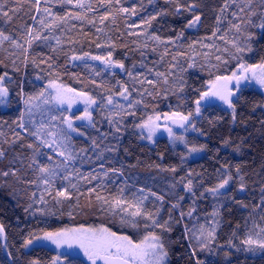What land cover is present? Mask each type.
<instances>
[{"label":"trees","instance_id":"1","mask_svg":"<svg viewBox=\"0 0 264 264\" xmlns=\"http://www.w3.org/2000/svg\"><path fill=\"white\" fill-rule=\"evenodd\" d=\"M76 4L77 0H40L41 10H51L48 15L36 11L35 0H0V32L12 38L0 42V76L7 73L9 90L8 107L0 110V264H51V249L24 246L25 240L69 227H104L133 242L156 234L167 252V264H264V249L242 243L249 236L264 240V89L239 90L232 102L235 111L216 105L202 108L192 121L202 138L194 141L204 152L199 159L182 162L181 151L172 150L165 138L149 147L134 130L151 114L191 113L209 81L236 65L226 50L230 42L237 47L251 37L244 45L252 51L245 63L264 62V29H257L264 1L83 0V8ZM102 16L107 19L101 21ZM196 16L200 19L195 26H187ZM41 18L51 27L41 25ZM28 27L33 35L48 39L33 40L29 46ZM109 52L113 61L124 65L122 71L104 70L95 61H71L74 55L107 57ZM52 81L96 100L92 126H78L80 134L67 139L68 160L52 155L34 138H47L58 129L67 136L66 113L50 102L41 103L51 99L44 85ZM122 85L128 90L129 109L104 106ZM41 166L55 175L40 172ZM225 179L223 191H209ZM189 181L191 193L185 189ZM60 190L68 198L58 197ZM192 197L194 205L187 207L184 201ZM115 199L126 203L114 208ZM138 200H143L141 211L159 225L167 222L165 228L143 215L131 217ZM129 203L133 208L127 213L120 210ZM202 221L214 222V239L205 234H198L201 240L191 238L190 229ZM68 262L84 264L76 256Z\"/></svg>","mask_w":264,"mask_h":264},{"label":"snow or ice","instance_id":"2","mask_svg":"<svg viewBox=\"0 0 264 264\" xmlns=\"http://www.w3.org/2000/svg\"><path fill=\"white\" fill-rule=\"evenodd\" d=\"M62 2L72 3V0H62ZM111 0H109V3ZM119 2V0H117ZM36 3V11L40 12L43 11L44 13L48 15H52L51 10L48 8H44L41 10L39 7L40 0H35ZM101 3H103V0H101ZM76 7L83 8V0H77ZM120 11L127 12L129 11L126 8H121ZM134 14V13H133ZM3 15L5 17H9L8 12H3ZM33 20H35V17H32ZM75 19H81L79 15H76L74 17ZM58 20H63L64 17H56ZM104 19H107V16H102L101 21ZM200 19L199 16H196L193 21H189V24L187 26L191 27L194 25L195 21H198ZM41 25L44 27H51L48 25L43 18L39 21ZM237 28V31H239V26H235ZM261 28H264V24L260 25ZM34 29L32 27H28L27 29V43L29 46L32 45L33 40H40L45 39L47 40L48 37H41L38 33L36 35H33ZM215 35V32L213 33ZM155 39H159L158 37H154ZM11 37L5 35L3 32H0V42L10 40ZM12 43L17 48H22V45L19 44L16 40H12ZM235 46V45H234ZM97 47H100V45H97ZM237 52H243L246 49L241 48L239 46L236 47ZM247 50H251L248 48ZM25 52H27V49H24ZM85 57H89L88 53H84L83 56H76L74 55L72 57L73 60H81ZM93 60H100L106 67H119L122 70L124 69V65L118 61L112 60V54L111 52L108 53L107 57L104 56H91L89 57ZM27 59V57H25ZM219 60L220 58L217 57ZM191 66V65H190ZM260 69V74L257 75L255 72V69ZM239 73L237 71H233L231 76H217L214 81H209L210 90L203 92L200 95V98L195 101L197 107L196 112L199 114L200 112V103L202 100L209 96L217 97L221 101H223L225 104L229 106V108H233V111H235L233 107V103L230 99V97L233 95L232 90L229 88V84L232 81H235L237 86H239L242 79L247 80L249 77L246 75H243L244 73H252V78L256 80V82L261 86V88H264V63L259 65H248L245 63L239 64ZM129 75H131V72L129 71ZM157 75H163L162 73H157ZM7 76V73L0 76V104L4 103V98L8 96V88L4 86V80ZM148 83H154L153 81H148ZM48 87L54 89L55 94L52 96V99L56 100L60 104H64L67 102L69 104V107H71V104L74 102L73 99L69 98L66 93H71L74 90L71 88H65L61 85H57L54 81L50 82ZM123 88V91L120 93V95L123 97V99L127 100L128 95L127 88H124L123 85L121 86ZM76 96L82 97L85 100V103L87 105H92L96 103L95 100H93L90 96H87L86 93L79 92L75 93ZM40 96H44V92L41 91ZM29 99H32V97H29ZM27 103V101H25ZM108 103L112 104L113 100L111 97H108ZM138 103V101H137ZM131 106V105H130ZM191 116V113L188 115H183L179 112H174L171 115L165 114L164 119L165 120H171L172 123H180L181 127L184 126V122L189 120V117ZM85 118L90 119V113L88 112L87 107L85 108ZM160 117L157 116L155 120L152 117H149L147 121L144 122V124L140 125V127L145 128L148 130V138L151 139L152 135L154 134L156 130V120H159ZM68 127L72 128L71 121H67ZM23 127V124L20 125ZM166 131H168L170 137L173 136L172 129L170 127H166ZM39 138V137H38ZM177 139H183L182 137H176ZM44 143V141H41ZM28 147H32V145H28ZM37 152H39V149H36ZM189 151H198L196 148H191ZM62 155V153H60ZM2 155V153H0ZM71 157H67L66 159H70ZM51 159V157H49ZM40 172L42 173H49L50 175H55L54 171H51L48 169L47 166H41ZM6 175V173H5ZM95 179V177H93ZM67 179V177H65ZM45 184H48V180H44ZM228 183V180L225 179L222 181L219 185H217V188L209 189V191L215 193L218 188H223L225 184ZM72 187H75V185H72ZM243 187V185H241ZM186 190L191 189V181L187 185H185ZM123 190H121L122 195ZM56 195L58 197H65L68 198V194L66 191L60 190L57 191ZM98 200L104 201L107 203V201L104 199V197L97 196ZM126 203L122 199H115L113 203V207L120 206L122 204ZM143 204V200H138L135 205V210L129 213L131 217L135 218L137 216H145L146 219H153V224L165 228V225L167 222H165V225H159L157 221L154 220L151 214L144 213L141 211V205ZM128 208H133V204L129 203L127 208L121 207V211L128 212ZM133 224L135 226V222L133 220ZM147 227V225H146ZM4 231V228L2 225H0V234H2ZM214 231L208 232V237H211L214 239ZM261 232H264V228L261 229ZM43 239L50 240L52 243L56 244V246L59 248L61 244H68L71 246L73 243L78 244L79 247L84 251V255L88 257V259L91 261V264H146L145 258L150 256H156V264H162L165 257L167 256V252L164 249V245L162 243L161 237L156 234H149L144 237V240L140 243H134L132 239H130L128 236H118L115 232H111L108 228L101 227L99 229L97 228H73V229H64L58 232H45L43 235ZM199 239V238H197ZM147 242V243H146ZM32 240H25V245L31 244ZM242 243L246 245H253L258 244V246L262 249H264V240L256 241L253 240L250 236L243 240ZM204 245H202L203 247ZM35 264V262H33ZM53 264H56V261L54 259ZM197 264H201L200 261H197Z\"/></svg>","mask_w":264,"mask_h":264},{"label":"rangeland","instance_id":"3","mask_svg":"<svg viewBox=\"0 0 264 264\" xmlns=\"http://www.w3.org/2000/svg\"><path fill=\"white\" fill-rule=\"evenodd\" d=\"M261 24H264V10H263L262 23H259L258 27H257L258 32H261L264 29V28L259 27ZM194 26H195V24H194ZM250 38L251 37H249L247 39V41L243 40L242 45H240L239 47L245 48L246 50L243 52H239V53L236 50L235 43H231V42L229 43V46L226 49L228 52V57L236 65L225 76H231L233 71H237L239 73V71H240L239 70V64L245 63V59L252 53L251 50L250 51L247 50L248 49L247 46L246 47L244 46V45L248 44ZM226 45H228L227 42H226ZM71 61L74 63H81L83 61L84 62L95 61V64L99 65L104 70L109 69L110 72H114V70L117 68V67H106L100 60H93V59H90L89 57H85L84 59H81V60L71 59ZM262 63H264V62H261L259 64H262ZM245 64H247V63H245ZM259 64H256V65H259ZM248 65H250V64H248ZM118 70L122 71V69L119 67H118ZM255 72L257 73V75H259L260 69L256 68ZM243 75H246L249 78L247 80L242 79L239 86H237L235 81H232L229 84V88L233 92V95L230 97L232 102H233L234 98L237 97L236 95L239 92V90H241V89L249 88V89H255L258 91H261L264 89V88H261V86L256 82V80L252 78L251 72L244 73ZM5 80H6V78H5ZM5 80L3 82L4 86H5ZM214 80H212V81H214ZM49 83L50 82H47V84L44 85V92L45 91L47 93L49 92L48 94H50L51 99L48 98L44 101L42 100L41 103H42V105L47 106L48 103L50 102V104L53 108L57 107L66 113L65 117H64L65 120H64L63 128L67 132V136L60 133V130L58 129L56 134L50 133L47 138H45L44 136H42L39 133L40 136H42L44 143L41 142L42 139L40 137L38 138V136L35 135L34 138H36L38 140V142L41 144V146L46 151L50 150L49 152L52 153V155H54L60 159H63V160H68L66 158L70 156L71 148L68 147L67 143L69 142V140H67V139L71 135L80 134V132L77 129L78 126H80V125L92 126L93 121H94L95 103L90 105V106L87 105L85 103L84 98L75 95V93H79V92L74 90L71 93H66V95L69 98L73 99V101H74L71 104V107H69V104L67 102H65L64 104H60L56 100L52 99V96L55 94V92H54V89L48 87ZM55 83L57 85H61L65 88H68L67 86H65L61 83H58V82H55ZM209 90H210V85L208 84L206 86V89L204 92L209 91ZM122 91H123V89L119 93H117L116 95L110 96L113 100L112 104H109L108 98H106L105 103H103V105L108 107V108H111V107L114 109L121 108L122 112L127 111L130 107L129 106V95L126 93L128 95V99L127 100L123 99V97L120 95V93ZM86 94H87V96H90L93 100H95L91 94H89V93H86ZM4 101H5L4 103L0 104V110H5L8 107V96L6 98H4ZM208 105H216V106H219L220 108H223L226 110H231V108H229V106L227 104H225L223 101H221L217 97L209 96V97H207L201 101L200 112H201L202 108H204L205 106H208ZM86 107L88 109V112L90 113V117H91L90 119L85 118V108ZM196 107H197V105H196V103H194V107H193V111L191 112V116L189 117L188 121L184 122L185 128L181 132H177L171 128L172 133H173V136H171V137H170L168 131H166V128L164 126L159 125L160 122L165 120L164 119L165 114L164 115L151 114V115L147 116L145 119H143L142 121H140L138 124H136L134 126V130L138 134L140 142L146 144L149 147H153L158 138H165V140L168 142V144L172 150H180L181 151L180 160L182 162H188L190 160L199 159L204 155V152H203L202 148L197 146V143L194 142L195 138L198 140L202 139L200 134L196 131L194 125L192 124V121L197 119L200 115V112H199V114H197ZM52 115L54 116V112ZM168 115H171V114H168ZM157 116H159L160 119L155 121L157 127H156L154 134L152 135V138L149 139L148 138V135H149L148 130L140 127V125L144 124V122L147 121L149 117H152L155 120V118ZM69 120L72 123L71 129L68 127V123H67V121H69ZM36 130H37V128H36ZM176 137H182L183 139L182 140L177 139ZM191 148H196V149H198V151H194V152L189 151V149H191ZM60 153H62V155ZM226 186L227 185L225 184V186L223 188H218L217 190L223 191V189ZM189 192L191 193V189L189 190ZM183 193H184V195H187L185 193V191H183ZM193 200H194L193 197H192V199L186 198V200L184 202L188 201L189 204L187 205V207L188 206L192 207V205H194V204H192ZM173 208L179 209L177 204H173ZM189 216H190V214H189ZM200 223H201V225H199L197 228L192 227L190 229V236L194 240H195L194 237H197L201 240L200 237H202V235L205 234V236H207L208 232L213 230L214 227L216 226V225H214L213 221H202ZM73 228H80V227H69V228H65V229H73ZM84 228H92V227H84ZM97 229H99V228H97ZM198 234L200 235V237L198 236ZM146 235H149V234H146ZM146 235H144L140 241L134 242V243H140L141 241L144 240V237ZM118 236H120V235H118ZM206 242H207V240H206ZM206 242H204V245ZM34 245H44V246H46V248H49L53 251L54 258H53L51 264H53L54 259L56 261V264H69V262H68L69 259H71L72 257H75V256L81 258L83 261L88 259V257L84 255V251L79 247L78 244H75V243H73L71 246H69L68 244H61L60 247L58 248L56 246V244L52 243L50 240L43 239V236H40V237L36 238L34 241H32V243L30 244V246H34ZM164 249H165V247H164ZM145 261H146V264H156V256L146 257ZM162 264H167V256L165 257Z\"/></svg>","mask_w":264,"mask_h":264},{"label":"water","instance_id":"4","mask_svg":"<svg viewBox=\"0 0 264 264\" xmlns=\"http://www.w3.org/2000/svg\"><path fill=\"white\" fill-rule=\"evenodd\" d=\"M161 124L168 125L170 128L174 129L177 132H181L183 130V128H184V126L181 127L180 123H172L171 120H163L161 122ZM0 238L2 240H4V232L2 234H0ZM84 264H91V261L89 259H86L84 261ZM98 264H100V262H98Z\"/></svg>","mask_w":264,"mask_h":264},{"label":"flooded vegetation","instance_id":"5","mask_svg":"<svg viewBox=\"0 0 264 264\" xmlns=\"http://www.w3.org/2000/svg\"><path fill=\"white\" fill-rule=\"evenodd\" d=\"M163 126H164L165 128H166V127H169L168 125H163ZM184 128H185V125H184Z\"/></svg>","mask_w":264,"mask_h":264},{"label":"bare ground","instance_id":"6","mask_svg":"<svg viewBox=\"0 0 264 264\" xmlns=\"http://www.w3.org/2000/svg\"><path fill=\"white\" fill-rule=\"evenodd\" d=\"M186 22V21H185ZM67 25V24H66Z\"/></svg>","mask_w":264,"mask_h":264}]
</instances>
